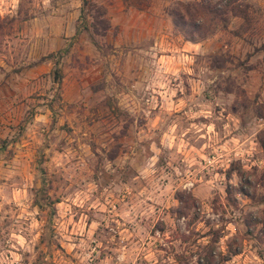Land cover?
I'll return each instance as SVG.
<instances>
[{
	"label": "rangeland",
	"instance_id": "374dc122",
	"mask_svg": "<svg viewBox=\"0 0 264 264\" xmlns=\"http://www.w3.org/2000/svg\"><path fill=\"white\" fill-rule=\"evenodd\" d=\"M123 1L0 0V264H264V0Z\"/></svg>",
	"mask_w": 264,
	"mask_h": 264
},
{
	"label": "crops",
	"instance_id": "0c3cea01",
	"mask_svg": "<svg viewBox=\"0 0 264 264\" xmlns=\"http://www.w3.org/2000/svg\"><path fill=\"white\" fill-rule=\"evenodd\" d=\"M109 2L110 4L108 5V12H110L109 14H111V20L116 21L125 15L131 16L129 18V23H131L134 28L138 27V24H136L137 21L136 22L134 21L139 20L141 22V27H143L144 29H148L149 28L148 25L147 24L144 25L143 23L150 22L151 17L148 18L146 16L147 14L146 12L143 14V16H141L142 11L151 9V11L154 12L158 8V4H154V3H151V7H148V6L141 7V5L131 4L125 1L122 2V0H109ZM138 14H141V15H138Z\"/></svg>",
	"mask_w": 264,
	"mask_h": 264
},
{
	"label": "trees",
	"instance_id": "16d2710c",
	"mask_svg": "<svg viewBox=\"0 0 264 264\" xmlns=\"http://www.w3.org/2000/svg\"><path fill=\"white\" fill-rule=\"evenodd\" d=\"M66 50H67L66 48H63V49L61 50V52H65ZM59 56H60V55H59V53H58V55H57V57H56V59H55V63L58 62ZM53 74H54V75H53V79H54L56 82H59L60 79H61V75H60V73H59V69H58L57 67H55V69H54V71H53ZM36 202H37V205H38L39 207H42L41 204L37 201V199H36ZM51 233H52V230H50V228L48 227L47 223L43 224L40 239H41V240L46 239V242H47V243H50V241H51Z\"/></svg>",
	"mask_w": 264,
	"mask_h": 264
}]
</instances>
